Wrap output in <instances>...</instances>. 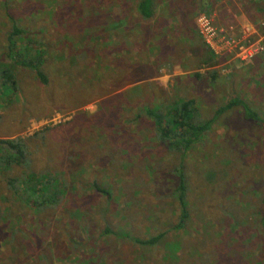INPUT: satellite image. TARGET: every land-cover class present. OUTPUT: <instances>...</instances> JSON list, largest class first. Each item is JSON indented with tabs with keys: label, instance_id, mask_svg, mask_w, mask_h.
Masks as SVG:
<instances>
[{
	"label": "rangeland",
	"instance_id": "374dc122",
	"mask_svg": "<svg viewBox=\"0 0 264 264\" xmlns=\"http://www.w3.org/2000/svg\"><path fill=\"white\" fill-rule=\"evenodd\" d=\"M6 1L22 27L33 25V35L21 39L45 50L41 71L48 88L1 56L9 24L0 0V65L12 67L16 80L15 91L0 87V140L24 138L32 151L20 166L0 170V264H264V227L255 223L257 235L233 222L243 213L253 219L258 197L264 196V132L244 124L237 110L227 111L179 154L158 143L151 121L141 115L146 106L164 111L165 104L192 99L197 120L206 121L237 96L264 121V0H154L150 22L135 19L138 0H100L116 17L117 3L127 5L129 21L135 22L128 27L126 19L118 27H128L136 39L141 53L133 55H144L149 77L134 74L143 64L117 56L113 42L108 55L95 59L101 62L93 72L99 88L90 95L98 99L91 102L84 85L77 92L80 78L73 72L63 86L59 69L73 61L75 44L66 31L83 15L81 0H75L74 12L67 10L69 0ZM200 17L229 43L212 45V66L198 62V43L208 46L199 33ZM156 32L160 37H153ZM169 45L178 46L169 50ZM128 72L129 80L134 75L142 80L116 91L119 96L104 94ZM213 74L218 78L211 81ZM103 147L108 152L100 155ZM137 147L146 156L140 158ZM49 175H59L60 192L55 204L39 211L21 205L6 184L7 177L18 179L14 190L20 195L26 183L34 186ZM181 180L187 218L179 227L175 188ZM93 182L110 198L94 191ZM159 235L155 244L140 243Z\"/></svg>",
	"mask_w": 264,
	"mask_h": 264
},
{
	"label": "trees",
	"instance_id": "16d2710c",
	"mask_svg": "<svg viewBox=\"0 0 264 264\" xmlns=\"http://www.w3.org/2000/svg\"><path fill=\"white\" fill-rule=\"evenodd\" d=\"M3 1V8L2 14L4 15L5 20L9 24L8 31L5 33L4 43L5 46L3 47L4 52H2L1 56H4L12 62V64H18L21 67H24L28 71L32 73L34 78L39 81L41 85H44L48 88V80L44 73L41 71L43 62V55L45 54L44 49H34L31 48L29 42L25 38L24 40L26 45L23 43V39H21L23 34L27 36L33 35V25H30L29 28H24L19 24V21L15 19L12 15L13 7L12 5L7 2L6 0ZM69 6H67V10L71 8V10L75 11V0H69ZM25 3H31L30 0H24ZM111 2L107 3L110 4ZM57 5L59 3H56ZM119 4V16L112 14L110 12L109 6H106V3L101 5L100 0H81L80 12H83L82 16H76L75 21L71 22L72 27H67L66 35L70 39H72L75 44V49L73 53V61L69 64L60 65L59 69L62 73L61 82L64 84L69 81L68 75L70 72L74 73L76 79L80 78L77 82V92L81 85H84L85 89L88 91V101L91 102L94 99H98V97L91 96L90 93L97 92L99 85L94 80L93 72H95L99 66H101V62H96V58L98 56H105L108 55L109 51L111 50V43L115 42L119 51H117V56L122 55V59L130 58L135 65L142 63V67H138L134 70V74L139 75H148L144 78L149 77V73L146 74V70L143 68L145 66V59L144 55H133V53H141L138 49L135 50V46L137 45L136 39L132 36L129 30V23L133 24L135 21H129L128 14L129 10L126 4L117 3ZM154 7L155 2L154 0H138L134 5V12H135V19L142 21V22H150L154 17ZM126 19H128L126 21ZM132 20V19H131ZM123 21L127 22L128 27H118V25H124ZM129 21V22H128ZM31 23H34L31 20ZM56 25V24H55ZM119 28H123L122 30ZM44 31V30H43ZM112 34L110 35V32ZM60 31H56L59 34ZM125 32V33H124ZM45 34L49 35V32L45 30ZM124 34V40H121L117 37V35ZM153 37H160L161 33H152ZM117 38V41L115 39ZM98 39L100 47H97V42L93 45V40ZM146 38L143 37V40L139 44V48L143 52H146L145 48ZM40 44L39 42H37ZM158 44V41L155 45ZM172 44H179L178 42H173ZM46 46V45H45ZM78 46V50L76 49ZM178 45H169V50L175 49ZM202 46V50L199 51L198 62L203 65L212 66L213 65V56L212 52L207 46H203L202 43H198V47ZM38 47V46H37ZM39 48V47H38ZM34 56L33 58H26V55L31 54ZM192 53V52H191ZM174 53H172L173 55ZM16 58H20V61H14ZM45 60V59H44ZM261 61L259 58L256 63ZM121 62V60H120ZM104 65L106 62L104 60ZM107 66V65H106ZM259 69V68H258ZM107 70V69H106ZM103 72V75L105 72ZM84 72H86V81L84 79ZM118 73L121 74L122 69L118 70ZM131 72L128 74L124 73L125 79L119 80L117 85L110 84L106 87L104 94H111L114 93L115 95L119 96L120 93H115L116 91L121 90L124 86L128 85L129 82H137V80H142L134 75L133 81L128 79L131 76ZM256 78L260 81V76ZM194 76L198 77L197 74ZM218 78L217 75L213 74L210 77L211 81H214ZM209 80V81H210ZM6 86L9 91L16 90V80L14 79L12 73V67L10 66H3L0 65V87ZM131 94L135 95V89H130ZM176 101L175 103H177ZM171 103V102H170ZM165 104L163 110L161 109H153L149 106L144 107L141 109V115L144 118H148L152 125L153 130L156 132V137L159 139L158 143H163V146L166 150L171 152H178L179 154H183L185 150L190 149L194 143L200 140L203 135L209 130L210 125L213 123L214 120H219L223 118V114L227 111L237 110L239 112L240 119L242 122L249 126L259 127L262 132H264V121L258 118L257 114L254 113L250 107V105L245 102L242 98L237 96H231L227 99L223 105L218 106L211 117L206 121H199L197 118L198 112L194 109L192 99H188L185 101H179L177 104ZM166 106V107H165ZM233 112V111H232ZM222 115V116H221ZM139 117V114H138ZM26 139L16 137L14 139H4L0 140V144H6L7 149L0 151V170L9 169L11 166H20L22 163L27 161V157L31 155L30 147H27L25 144ZM138 142L136 141L135 144ZM42 144V142H41ZM34 149H38L39 146L34 145ZM136 151L139 153L140 158L146 156V153L143 152L141 147H137ZM108 151L103 147L99 148L98 153L100 155H105ZM30 164V163H28ZM56 173H59L56 171ZM60 174V173H59ZM53 178L52 175L44 176L40 179V182H36L34 186L29 185L26 183L23 190L21 191L22 194H18L15 189V185L18 179L7 177L6 184L9 188H11L10 193L13 194L15 199L22 203L24 207H28L32 211H39L41 208H50L48 207L56 202V194H59L60 191H57L60 182H59V175ZM181 178V177H179ZM30 180V178L28 179ZM61 181V180H60ZM8 182V183H7ZM29 183V181H27ZM72 182V181H71ZM56 186V190L50 191L51 188ZM28 185V186H27ZM92 187L94 191L101 193L105 198H110V193L101 189L97 186L95 182L92 183ZM32 188L38 189V191H32ZM28 189V191H27ZM35 189V190H36ZM185 184L181 180L178 182L175 193H176V202L179 205L181 210V215L179 217L177 226L181 227L183 223L186 221L187 214L185 212L186 203L184 202V195H185ZM41 190V191H40ZM252 200V198L249 196ZM257 200V199H256ZM256 200L252 201L253 205L256 206ZM259 200V207L255 211V216L253 219H249L245 213L241 215H237L234 217L233 222L240 226V229L243 231H254L257 234V227L255 223L259 226L264 227V208L261 210L260 205L264 206V196L258 197ZM258 235V234H257ZM159 236H154L146 241H141L142 245L148 244H155L158 242Z\"/></svg>",
	"mask_w": 264,
	"mask_h": 264
},
{
	"label": "built area",
	"instance_id": "2783aa9c",
	"mask_svg": "<svg viewBox=\"0 0 264 264\" xmlns=\"http://www.w3.org/2000/svg\"><path fill=\"white\" fill-rule=\"evenodd\" d=\"M199 20L201 22H203V24L201 25L200 29H199V33L204 41V43H206L208 46V48H210V50L212 52V45H217V44H221L223 43L224 45H228V41L224 40V37H221L220 39L218 38L219 33H221V31H219V33H217L216 29L212 28L210 26L209 21H207V19H205L204 17H200ZM220 41V43H219Z\"/></svg>",
	"mask_w": 264,
	"mask_h": 264
},
{
	"label": "flooded vegetation",
	"instance_id": "af4514ba",
	"mask_svg": "<svg viewBox=\"0 0 264 264\" xmlns=\"http://www.w3.org/2000/svg\"><path fill=\"white\" fill-rule=\"evenodd\" d=\"M0 148H1V149H7V146H6V144H2V143H1V144H0Z\"/></svg>",
	"mask_w": 264,
	"mask_h": 264
}]
</instances>
